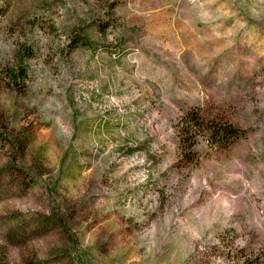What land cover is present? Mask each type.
<instances>
[{"label":"rangeland","instance_id":"obj_1","mask_svg":"<svg viewBox=\"0 0 264 264\" xmlns=\"http://www.w3.org/2000/svg\"><path fill=\"white\" fill-rule=\"evenodd\" d=\"M5 2L0 264H264V0Z\"/></svg>","mask_w":264,"mask_h":264},{"label":"trees","instance_id":"obj_2","mask_svg":"<svg viewBox=\"0 0 264 264\" xmlns=\"http://www.w3.org/2000/svg\"><path fill=\"white\" fill-rule=\"evenodd\" d=\"M7 9V3L0 4V14L4 13ZM93 42L83 36L82 34L75 33L70 36L68 44L71 47L78 45L88 46ZM32 55L30 47L21 45L14 52V64L3 68L4 74L12 83L24 81L27 75V68L24 64L25 60ZM181 142L188 149L196 143L197 136L203 135L210 144L219 148H226L234 141H236L241 133L239 129L230 123H223L213 119H204L196 110H189L181 119L180 125ZM184 139V140H183Z\"/></svg>","mask_w":264,"mask_h":264},{"label":"clouds","instance_id":"obj_3","mask_svg":"<svg viewBox=\"0 0 264 264\" xmlns=\"http://www.w3.org/2000/svg\"><path fill=\"white\" fill-rule=\"evenodd\" d=\"M202 184H203L205 187L207 186L206 183L203 182V181H202ZM245 187L247 188V183H246V182H245ZM193 207H195V205H193ZM190 213H191V209L189 208V209L185 210L184 212H182L181 215L184 216V217H186L187 222H188L190 225H195L197 229L201 228L202 226L199 225V224L195 221V219L190 215ZM188 234H189V236H192L193 238H196V237L194 236V234H193L191 231H189Z\"/></svg>","mask_w":264,"mask_h":264}]
</instances>
